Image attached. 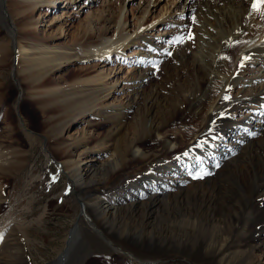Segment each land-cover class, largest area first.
<instances>
[{"label": "rangeland", "instance_id": "obj_1", "mask_svg": "<svg viewBox=\"0 0 264 264\" xmlns=\"http://www.w3.org/2000/svg\"><path fill=\"white\" fill-rule=\"evenodd\" d=\"M7 1L9 21L21 33L25 26L15 16L18 9L13 2L15 0ZM34 1L39 5L35 10H29L32 13L30 21L33 22L29 30L36 39L25 36L19 40L39 47L44 44L47 52L61 61L66 57L73 58H68L69 62L50 74V86L44 83L47 75L32 83L30 75L18 63L14 48L20 43L14 47L13 41L12 46L9 45L11 37L0 14V45L11 47L6 63L0 65V264H61V254L69 244L72 255L85 256L86 264H130L121 257L125 251L142 261L184 263L183 260L157 253L166 251L165 240L159 241L162 249L151 246L148 251L138 250L130 243L131 239L123 237L121 232H131L137 237L145 232L120 228L119 224L108 229L104 227L105 232L111 231L109 240L119 253L106 252L107 248L111 249L106 241L83 232V238L78 235L79 238L70 240L78 220L85 217L81 200L99 206L112 202L118 208L133 204L129 200L131 194L141 189L149 191L152 187V177H147L141 183L135 177L154 171L148 168L149 162L146 163V160L158 159L156 155H162L166 145L169 150L164 160L169 167L182 165L190 154L203 151V156L211 150L213 145H209L207 136H212V132L205 126L211 99L220 96L223 101H230L240 95L241 86L228 90L219 86L221 79L230 73L234 72L244 83L259 73L264 58L248 71H243L240 66L241 52L259 30L248 31L245 34L247 41L243 43L235 39V43L229 47L230 56L222 75L216 79L214 88L217 92L213 89L208 101L192 109L189 103H196L201 93L211 89L206 72L196 69L195 63L199 61L196 57L203 56L202 46L206 47L212 39L206 32L213 30L215 3L218 0H58L55 5L51 0H31L24 6L30 7ZM257 18L260 20H256L257 24L262 27L264 10L258 12ZM121 25H126L127 33L131 35L125 43L132 41L138 35L139 27L144 25L141 35L169 39L162 44L168 45L167 53L162 56L160 53V57L150 65L140 63L143 44L140 39L137 44L129 43L123 53L115 52L111 57L105 54L108 57L88 59L81 51L75 50L85 30L91 35L88 44L94 48L100 47L105 38H110V43L114 42ZM181 37L184 38L183 42H177ZM140 68L147 70L149 77L139 88L137 105L120 118L114 115V108L125 109L129 106L132 81L141 73ZM81 69L86 72L79 75ZM95 77L98 80L96 78L91 82ZM186 94L190 100L183 104L182 99ZM255 107L252 105L230 112L226 123L241 121ZM50 109L54 111L46 113ZM152 128L157 129L155 134L150 133ZM202 131L206 134V141ZM164 137L170 139L168 144L159 141ZM136 145L142 151L141 156L133 152ZM68 149L71 156L66 158L63 152ZM67 160H70V164L65 165ZM157 161L154 165H157ZM92 165L98 170L86 177L81 187L67 175V171L71 174L84 173ZM76 169L81 171H74ZM200 179L203 180L196 176L190 180L189 185L192 186L184 191V200L180 205L189 206L197 204L199 200L204 201L198 195H207L209 190L204 184L198 194L196 180ZM196 194L197 199H193ZM175 197L170 198L171 205H177ZM147 201L143 200L145 203ZM170 204L163 200L153 217L146 209L147 204L141 206L137 217L139 220L156 219H151L153 223L150 227L146 224L148 229H144L163 231L164 225L170 229L166 235L171 237L178 236L172 234V228L181 227L183 221L197 223L196 238L206 243L212 235L209 228L213 223L208 224L194 215L176 221L179 213L173 211L172 216L167 213ZM263 205L264 200L262 208ZM89 208L94 211V207L87 205L86 208L87 214L92 217ZM123 211L127 212L126 209ZM214 213V208L209 211L212 217ZM213 218L224 223V231H230V225L225 222L230 218L228 211L222 216L215 213ZM258 219L259 216L243 234H233L228 243L230 246H227V255L232 257V253L244 250L254 252L264 262V248L253 250L251 247L254 246L251 244L256 235L254 232H257L252 231L260 227ZM173 241L177 242L178 238L174 237ZM222 243L223 237L218 245ZM19 252L21 255L15 258ZM194 263L212 264V259L202 257Z\"/></svg>", "mask_w": 264, "mask_h": 264}, {"label": "bare ground", "instance_id": "obj_2", "mask_svg": "<svg viewBox=\"0 0 264 264\" xmlns=\"http://www.w3.org/2000/svg\"><path fill=\"white\" fill-rule=\"evenodd\" d=\"M27 1L29 2L31 0L13 1L15 2L14 5L18 8L17 10L15 9V16H18V22L25 26L23 32H17L14 23H10V18L7 13V3L9 1L7 0H0L1 20L2 22H5L8 27V32L11 37L9 45L12 46L13 41L15 42H13L14 47L16 43H20L19 45L17 44V47L14 49H16L15 53L18 58V63L22 64L21 69L30 75L32 83L38 81L44 75H47L44 83L50 86L52 83V76H50V74L55 69L60 68L65 62H69L73 57H66L65 60L61 61L57 56L48 53L44 44L39 47V45L22 43L19 40V38L25 36H31L32 40L35 38L34 33L29 30V27H31L30 25L33 24V22L30 21L32 17L30 15L32 13H30L29 10L31 11V8L35 10L38 7L39 2L34 1L30 7H27L24 6V3ZM55 1L58 0H51L50 2L55 5ZM252 3L254 4L255 0H218L215 3V21L213 23V30L211 29L212 31L206 32L212 37V39L207 42V48L202 46V58L196 57L199 60L198 63H196L199 65L195 63V67H197L196 69L206 72L205 76L208 80L209 88L211 89H207V91L201 93V95L197 97L198 99L195 101L196 103H189L192 109H196L198 105L202 104V102L208 101V95L213 89L217 92L214 88L216 79H220V76L222 75L221 73L226 66V62H228V57L230 56L229 47L235 43L236 38H238L237 42L243 43L247 41V35L245 34L248 33V31L255 29L259 30L256 31L255 36L252 37V41L245 46L243 52H241L243 57L240 61V66L243 71H248L250 68H254L255 63L260 62V60L264 58V25L259 27V24H257L256 20L258 19V12L254 11ZM11 5H13V3ZM152 26H154V24ZM144 28V25L139 27L138 35H136L132 41L125 43L127 38L129 39L131 35L127 33L126 25H121L117 39L114 42L110 43V38H105L99 44L100 47L94 48H92V45L88 44L91 35L87 34V30H85L83 33L84 35L77 42L75 50L81 51L82 54L85 55V58L88 59L95 56L101 58L108 57L105 56V54L111 57L115 52L123 53L125 48L129 46V43L137 44V41L140 39L143 41V44L141 46L142 53L139 61L142 64L150 65L155 61V58L160 57V53L161 56L167 53L166 48H169L168 45L162 44L169 39L162 37L148 38L143 36L141 34L142 31H144ZM219 43H221L220 47ZM163 46H165V48ZM10 52L11 47H6L5 44L0 45V65L6 63ZM63 55L66 56V53L64 52ZM77 58L80 59V57ZM261 63L263 66L259 70V73L253 78H250L248 82L244 83L236 77L234 72L230 73L224 79H221L222 82L219 83V86H221L223 90L231 88L236 89L241 86L239 89L240 95L230 101H223L220 96L211 99L210 112L205 116V126L211 129L210 131L212 132V136H207L209 145H213L211 150L205 145V148H208L209 150L207 153L205 152V155H201L203 151L199 154L195 152L194 154L196 155L190 154L187 157L188 159L186 158L183 161L182 165L169 167L164 160L166 158L165 153H168L169 150L166 145V148L162 149V155H156L158 159L152 160L151 158H148L146 160V163L149 162L148 168H152L154 171H149L150 174L148 175L135 177V180L140 183L147 177H152V187H150L151 189H149V191L141 189L131 194L129 200H131L133 204L122 208H118L117 204L114 205L112 202H108L107 204L104 203L100 206L98 204L91 205L85 203L82 199L83 214L85 217H80L78 220L76 229L72 235L73 238L70 240H74L78 235L83 238V232L86 235H94L99 240L106 241L108 243L107 246L111 248H107L106 252L112 254L116 252L119 253L115 245L113 246V243L109 240V238H111L110 234H112L111 231L108 233L104 230V227L105 229H108L119 224L121 226L120 228H131L132 230L134 229V231L143 230V232H145L139 237L131 232H121L123 237L131 239L130 243L132 242V245L136 246L138 250L141 248L140 250L144 249L145 251H148L151 249V246L162 249L159 241L165 240L167 246L164 248L166 251L161 250L157 253H164L172 256L171 258L184 261V263L179 262V264H195L194 261L202 257H210L212 259V264H264L254 252L241 250L232 253V257L227 255V246H230L228 243L232 239L233 234L238 232L239 235H241L246 232L251 228V225L258 216L260 227L258 230L255 229L252 231L254 226L251 229L252 232L257 231L254 232L256 235L251 242L254 246L251 247L253 250L260 247L264 248V205L263 208L261 207L262 201L264 200V60ZM140 71L141 73L139 72V75H137L132 81V98L129 106L125 109H122V107L114 108V111L116 112H114V115L121 118L137 105L136 99L139 97V88L149 77V72L147 70L140 68ZM85 72V70L81 69L79 70V75ZM98 77L92 78L90 81L92 82L93 79L96 78L98 80ZM188 97L189 96L186 94L185 99H182L183 104L187 99L190 100ZM41 102L44 104L43 101ZM252 105H255L256 107L254 110L252 109L253 111L250 115L246 116L241 121H231L226 123L229 119L230 112L248 108ZM52 111L54 110H46V113H51ZM155 130L152 128L150 133L155 134ZM202 135L206 141V134L203 132ZM225 140L227 141L225 142ZM159 141L168 144L170 139L164 137ZM68 150L63 152L66 153V158L71 156V150ZM133 152L136 156H141L140 153H142V151L139 145L133 147ZM156 160H158L157 165H154ZM69 162L70 160H67L64 164L66 165ZM97 170L98 169H95L92 165L84 173L77 172L71 174L67 171V175L76 185L81 187V182H84L86 177L92 175ZM74 171L81 170L76 169ZM205 173L209 174L205 175ZM196 176L197 179H203L196 180L198 183V194L199 191L201 192V187L205 184L209 190V193L207 194L209 197H206L207 195H204L203 193H201V195H193V199H197L198 195V198L204 199V201L199 200L198 203L196 202L197 204L189 205L192 207L189 209V206H182L180 203L181 200H184V191L189 190L192 186L189 185L190 180H193ZM136 184L139 183L136 182ZM175 188L176 190H174ZM173 196H176L175 200L177 201V205L170 204V198ZM145 199L148 200L147 203L143 202ZM165 199L167 203L171 205L168 206L167 213L171 216L174 215L172 214L173 211H176L177 214L179 213L180 217L175 218L173 216L176 221H183L185 216L194 215L198 219L200 218V220L204 219L208 224L213 223L209 228V232L212 235L206 243L196 238V233L198 232L195 227L197 226V223L183 221L181 227L172 228V234L178 236L171 237L166 235V233H168L167 231L170 232V229L164 225L162 226L164 227L163 231H158L156 228H153V232L144 229H148V226L150 227L156 219H146L147 223L145 222L146 220H139L137 217L139 216L140 207L147 204L146 209L148 212L152 213L151 217H153V215L157 213V208H159L160 204ZM87 205L94 207V211L89 208L90 211L92 210V217L87 214ZM213 208L216 216L220 213L222 216L223 213L228 211L230 218L225 222L231 227L229 232L224 231L223 222L213 218L215 213L213 217L209 214V211ZM123 209H126L127 212H124ZM120 214L122 216H120ZM115 215L117 216L114 217ZM126 218H129L130 221ZM151 219L153 221H151ZM95 222H99L101 227ZM117 228L118 227H116L114 231L117 230ZM176 231L178 233H175ZM174 237L178 238L177 242L173 241ZM222 237L223 243L218 245L219 239ZM70 242L71 241H69V243ZM246 243L248 245L250 244L249 242ZM172 244H174L173 247H170ZM119 250L122 251L121 249ZM18 255L20 256L21 253H16L15 258H17ZM61 255V264H64L67 261L66 264H86L87 261L85 256L78 257L77 255H72L70 244L65 248ZM121 257L130 264H161L159 260L142 261L141 258L138 259L137 256L126 251Z\"/></svg>", "mask_w": 264, "mask_h": 264}, {"label": "snow or ice", "instance_id": "obj_3", "mask_svg": "<svg viewBox=\"0 0 264 264\" xmlns=\"http://www.w3.org/2000/svg\"><path fill=\"white\" fill-rule=\"evenodd\" d=\"M253 9L256 12H261L262 10H264V0H255V3L253 4ZM194 19V18H193ZM183 37L179 38V40L177 42H183ZM170 55V53H169ZM227 99V97H226ZM209 173H205V175H207Z\"/></svg>", "mask_w": 264, "mask_h": 264}]
</instances>
